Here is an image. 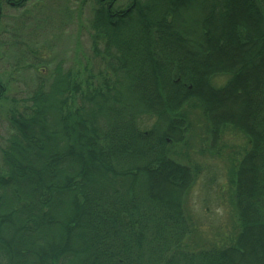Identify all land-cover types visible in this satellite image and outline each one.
Returning a JSON list of instances; mask_svg holds the SVG:
<instances>
[{"label": "trees", "instance_id": "obj_1", "mask_svg": "<svg viewBox=\"0 0 264 264\" xmlns=\"http://www.w3.org/2000/svg\"><path fill=\"white\" fill-rule=\"evenodd\" d=\"M94 3L91 47L114 78L67 70L9 110L0 264H264V0ZM190 103L211 137L232 129L247 145L228 177L238 230L197 250L183 199L200 168L169 143ZM144 114L164 127L142 128Z\"/></svg>", "mask_w": 264, "mask_h": 264}, {"label": "rangeland", "instance_id": "obj_2", "mask_svg": "<svg viewBox=\"0 0 264 264\" xmlns=\"http://www.w3.org/2000/svg\"><path fill=\"white\" fill-rule=\"evenodd\" d=\"M129 1L115 0V6L124 9ZM94 7V0H25L21 6L0 0V82L5 87L0 99V148L12 132L9 110L20 107L41 83L47 90L67 70L82 82L94 84L111 75L107 58L91 47ZM182 16L187 27H195L192 20L200 15L190 4ZM226 78L217 77L213 83L222 85ZM191 104L183 113L184 131L169 143L172 157L200 168L183 199L193 228L186 243L190 250H197L228 244L238 230L228 177L247 145L242 134L232 129H222L218 138L211 137L201 110ZM139 123L149 129L154 125L162 128L165 122L144 114ZM2 168L0 154V171Z\"/></svg>", "mask_w": 264, "mask_h": 264}, {"label": "flooded vegetation", "instance_id": "obj_3", "mask_svg": "<svg viewBox=\"0 0 264 264\" xmlns=\"http://www.w3.org/2000/svg\"><path fill=\"white\" fill-rule=\"evenodd\" d=\"M100 1H104V0H100ZM114 1H115V0H114ZM6 2L9 3L11 6L14 5V2L11 1V0H6ZM129 2H130V1H129ZM103 3H107V2H103ZM106 6L109 8L110 4H107ZM127 6H128V5H127ZM127 6H126V9H125V10H128V9H129Z\"/></svg>", "mask_w": 264, "mask_h": 264}]
</instances>
